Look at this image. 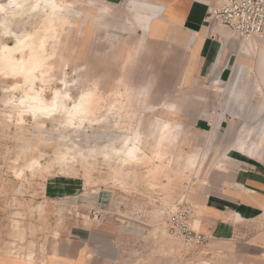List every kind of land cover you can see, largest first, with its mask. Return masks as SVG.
I'll return each mask as SVG.
<instances>
[{"label":"rangeland","instance_id":"374dc122","mask_svg":"<svg viewBox=\"0 0 264 264\" xmlns=\"http://www.w3.org/2000/svg\"><path fill=\"white\" fill-rule=\"evenodd\" d=\"M59 1L68 7L61 18L42 7L13 18L10 27L19 36L35 32L37 42L46 36L48 50L55 47L49 72L35 82L48 99L64 80L74 98L97 88L93 122L75 132L60 122L35 121L19 107L29 84L0 73V264H264V254L239 258L234 241L189 242L172 229L182 206L192 215L209 193L231 117L222 138L215 127L198 133L192 124L209 101L190 102L186 110L190 94L166 95L168 81L154 79L162 73L151 65L162 49L140 40L144 5ZM100 6H108L110 16L97 21ZM6 35L0 16V44L14 45ZM233 38L240 64L212 91V102L222 108L251 104L262 120L264 37H251L256 45ZM214 112L220 120L223 111ZM164 122L181 127L168 137ZM254 129L264 141V127ZM132 144L142 150L140 160L117 151ZM191 156H198V166L188 165ZM190 224L201 235L200 222Z\"/></svg>","mask_w":264,"mask_h":264},{"label":"crops","instance_id":"0c3cea01","mask_svg":"<svg viewBox=\"0 0 264 264\" xmlns=\"http://www.w3.org/2000/svg\"><path fill=\"white\" fill-rule=\"evenodd\" d=\"M95 1L119 6L125 5L121 1L127 0ZM95 1L90 4L95 5ZM135 1L143 4L146 11L141 20L146 33L139 27L141 42L147 47L162 49L152 54L153 69L162 73L154 79L169 82L164 85L170 88L166 95L181 91L190 94L186 110L192 109L190 102L209 101L205 113L195 117L193 129L198 133H212L215 127L222 138L224 123L231 117L225 126L229 139L221 151V161L210 175V191L200 208H194L190 223L193 219L200 222L205 239L234 241L241 251L239 258L253 261L264 254V228L261 227L264 226V141L260 139L261 134L254 135L259 133L254 128L264 127V119L260 120V110L251 104L222 108L213 103L211 95L215 89L229 80L233 69L240 64L241 49L233 38L237 35L208 21L209 8L223 0ZM106 16H110V8L100 6L95 19L99 21ZM162 86L161 83L157 85ZM176 108L172 105L171 111H179ZM219 109L223 114H218L221 119L216 120L214 111ZM180 127L164 122L160 128L168 129L169 137ZM132 136L133 133L127 137L132 139ZM142 142L144 137L140 136L136 143ZM198 159V156H191L188 165L198 166Z\"/></svg>","mask_w":264,"mask_h":264},{"label":"bare ground","instance_id":"6f19581e","mask_svg":"<svg viewBox=\"0 0 264 264\" xmlns=\"http://www.w3.org/2000/svg\"><path fill=\"white\" fill-rule=\"evenodd\" d=\"M42 7L50 8L54 13L49 15H57L60 18L68 8L58 0H8L6 3L0 0L3 32L5 35L13 36L16 41L14 45L0 44V73L5 78L24 80L29 84L28 92L19 101V107L23 108L26 116L32 117L35 121L60 122L61 126L78 132L84 128L86 123L92 124L93 122V104L97 88H88L74 98L70 90L71 84L64 80L63 87L56 88L52 98L48 99L43 89L36 88L37 83L35 82L40 76L39 73L43 76L49 72L46 68L55 55V47L48 50L46 36L37 42L35 32L19 36L10 27L13 18L17 21L29 12ZM246 40L250 44L254 43L249 38ZM130 141L131 138H126L125 144ZM117 151L119 154H125L128 159L140 160L142 150L134 144L126 150Z\"/></svg>","mask_w":264,"mask_h":264},{"label":"built area","instance_id":"2783aa9c","mask_svg":"<svg viewBox=\"0 0 264 264\" xmlns=\"http://www.w3.org/2000/svg\"><path fill=\"white\" fill-rule=\"evenodd\" d=\"M208 21L212 25H224L239 38L264 37V0H223L208 10ZM191 211L182 206L172 218V229L185 240H206L191 228Z\"/></svg>","mask_w":264,"mask_h":264}]
</instances>
